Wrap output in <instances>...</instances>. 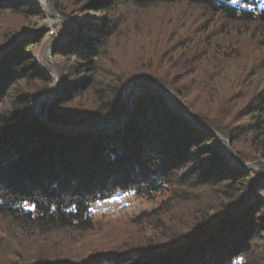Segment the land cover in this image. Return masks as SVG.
<instances>
[{
    "label": "trees",
    "instance_id": "trees-1",
    "mask_svg": "<svg viewBox=\"0 0 264 264\" xmlns=\"http://www.w3.org/2000/svg\"><path fill=\"white\" fill-rule=\"evenodd\" d=\"M50 1L68 20L51 122L119 118L125 87L143 91L122 124L50 125L42 36L18 37L52 11L0 0V264H264V161L242 165L264 160V0ZM128 196L156 205L106 249L77 250L121 223L97 206Z\"/></svg>",
    "mask_w": 264,
    "mask_h": 264
},
{
    "label": "rangeland",
    "instance_id": "rangeland-1",
    "mask_svg": "<svg viewBox=\"0 0 264 264\" xmlns=\"http://www.w3.org/2000/svg\"><path fill=\"white\" fill-rule=\"evenodd\" d=\"M37 1L40 4H43L44 6L49 7L46 0H37ZM52 6H53V4H52ZM50 10H51V8H50ZM63 22H68V20H66L65 18H64V20H58L52 11V14H48L46 18L41 19V20H37V21H33L32 25H29L28 27L25 28V29L30 28V29L35 30V31H33V30L28 31V33L26 35L30 34V35H41L42 36V40H41L40 44L37 45L36 55L38 56V59L40 62L45 63L46 65H50L52 67V71H51L52 82H51V84H49L48 93L41 95L40 98L38 99V101L36 102L37 111H38V102L40 101V99L43 96H50L52 94H55L57 91L56 90V83L54 81V69L56 68L58 70V68H57L56 63L54 61L53 44L55 43L54 42L55 40L63 38L61 36V34L64 30ZM48 49L50 50V56L52 58V61L50 60L49 56H47ZM58 72H59V70H58ZM61 82H62V80H61ZM62 88H63V86H62ZM131 88H140V87L134 86L133 82H130L124 89V95H125V92ZM61 91H62V89H61ZM142 91H143V89H142ZM136 95H134V96H136ZM134 96L132 97L131 100H133ZM173 100H174V95H173ZM45 102H47V105H48V101H45ZM170 103H171V101H170ZM171 105L174 106L175 104L171 103ZM95 124H93L91 126H94V128H96ZM198 124H200V123H198ZM200 125H202V123ZM112 126H114V125H112ZM112 126H109V127H112ZM96 129H104V128H96ZM108 132L111 135L114 134V131H108ZM226 149H227V146H226ZM255 162H257V161H255ZM249 163H253V162H249ZM257 163H255L254 165H252L249 168L255 167ZM155 205H156V203H153V202L141 201L140 199L136 200V199L132 198V196L124 197L120 201L98 205L97 206L98 211L96 212L97 217L102 213H107L110 215L112 220H114V222L121 221V223L116 222V223H113V225L107 224V226H105L104 228H101L100 230L97 229L93 233L84 234L85 238L77 241L75 248L77 250L81 251L82 253H85V254H90V253L94 252L95 250L106 249L107 247L112 245L110 243H114L112 241L109 242V240H108L109 237H112L118 233L124 234L127 231L125 229H128L126 227L129 226V225L126 226V224H129L130 220L135 215H137L143 209H149ZM148 230L150 231V229H148ZM68 237L73 238L72 235H68ZM33 264H37V263L34 261Z\"/></svg>",
    "mask_w": 264,
    "mask_h": 264
},
{
    "label": "water",
    "instance_id": "water-1",
    "mask_svg": "<svg viewBox=\"0 0 264 264\" xmlns=\"http://www.w3.org/2000/svg\"><path fill=\"white\" fill-rule=\"evenodd\" d=\"M46 2L48 3L49 7L51 8V10L53 11V13L55 14V16L57 17L58 20H64V18L55 10V8L52 6L50 0H46ZM30 30H33V29H30V28H27L23 31L22 35L18 37V39L22 38L23 36H25L28 31ZM35 31V30H33ZM67 39L65 38H60V39H57L55 40L54 42H60V41H66ZM4 51L0 52V53H3ZM47 56H49L50 60L52 61V58L50 56V50L48 49L47 51ZM54 81L56 83V93L55 94H52L50 96H43L40 101L38 102V112H39V115L41 116V118L46 121L47 123H49L50 125L52 126H55L57 128H60L62 130H66L68 128H73L77 131H82V130H85L87 129L89 126L95 124V127L96 128H106V127H109V126H112V125H115V124H122L124 123L130 113H131V110H132V97L138 93H140L142 91L141 88H131L129 90H127L125 92V100L128 104V107H127V110L126 112L124 113V115H122L121 117L119 118H112V119H106V120H101V119H97V120H94L92 122H89L87 124H80V125H76V124H72V125H63V124H56V123H53L51 122L49 119H48V116H47V107L43 110V104L45 101H48V105L51 104L54 100H56L60 95H61V89H62V82H61V77H60V74L58 72V70L55 68L54 69ZM163 92H165L171 103L174 104V100H173V95L174 93L169 90V89H162ZM47 105V106H48ZM182 112L190 117L191 119H193L194 121L198 122L201 124V122L196 118L194 117L185 107L182 109ZM208 130L212 131L213 133H215L216 135H218L220 138L224 139L223 136H221L219 133H217L215 130H213L212 128H210L209 126H205ZM226 144H227V149L229 152L232 153V160L234 163L236 164H240L239 162V156L238 154L236 153V151L232 148L230 142L226 139H224ZM259 161H264V160H259ZM257 161V162H259ZM257 162H253V163H245V164H242L244 167H251L252 165H254L255 163Z\"/></svg>",
    "mask_w": 264,
    "mask_h": 264
}]
</instances>
